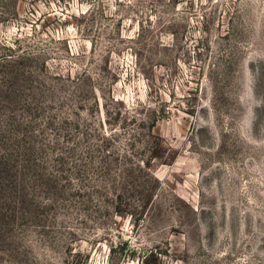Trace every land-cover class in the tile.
<instances>
[{
	"label": "rangeland",
	"instance_id": "374dc122",
	"mask_svg": "<svg viewBox=\"0 0 264 264\" xmlns=\"http://www.w3.org/2000/svg\"><path fill=\"white\" fill-rule=\"evenodd\" d=\"M0 264H264V0H0Z\"/></svg>",
	"mask_w": 264,
	"mask_h": 264
}]
</instances>
